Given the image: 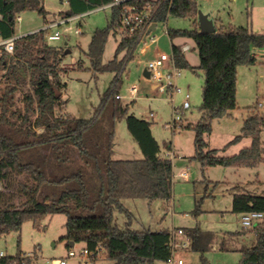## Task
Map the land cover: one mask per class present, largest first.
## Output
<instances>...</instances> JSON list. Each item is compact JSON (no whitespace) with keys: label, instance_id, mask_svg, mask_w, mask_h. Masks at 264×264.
<instances>
[{"label":"trees","instance_id":"16d2710c","mask_svg":"<svg viewBox=\"0 0 264 264\" xmlns=\"http://www.w3.org/2000/svg\"><path fill=\"white\" fill-rule=\"evenodd\" d=\"M69 13L74 16L116 0H65ZM43 12L39 1L0 0V33L3 37L15 35L19 13L34 5ZM136 5L139 10H149L155 23L168 22L170 16L192 20V29H168L171 41L181 37L192 40L200 56L199 68L204 71L203 100L199 107L201 117L181 128L195 131V158L205 171L211 166H243L264 161L261 132L264 117L252 112L245 122L242 135L251 138V145L231 156L220 155V149H210L205 139L213 130V121L231 116L238 108V68L258 62L253 48H264V33L250 27L217 28L215 33H204L199 23L196 0H123L112 6V18L106 28L98 29L92 36L88 55L94 73H115L93 118L89 120L66 117L56 113L61 105L66 83L59 80L55 66L61 61L59 50L47 43L49 29L27 34L17 39V47L26 52L33 47L54 53L55 65L39 62L54 78L46 87V94L35 107L27 101L26 111L37 109V132L27 118H0V236L20 231L26 221L38 226L55 214L67 215L66 234L62 240L68 247L83 243L94 252L104 249L116 264H164L172 254L173 233L168 230H136L130 225L122 230L113 223V212L118 209L128 215L123 200L147 198L171 200L173 190V162L160 156V145L153 136L151 122L129 114L132 103L116 99V85L131 60L136 58L140 41L138 36L121 38L114 59L103 63L106 45L112 31L119 32L120 18L126 6ZM34 8V7H31ZM184 45V44H183ZM181 44L172 43V53L179 69L190 63L182 52ZM55 48V47H54ZM8 54L0 56V68L8 63ZM42 59V58H41ZM42 82L48 77L40 73ZM16 87L7 88L3 98L12 103ZM126 118L127 126L142 153V159H114L113 139L116 122ZM234 213H264V193L246 191L234 195ZM85 211H89L86 214ZM199 208L195 210V214ZM195 249L201 248V231L198 227L183 228ZM256 243L243 248L239 264H264V217L253 228ZM72 242L74 245L72 246ZM0 264H37L34 257L19 252L15 256L0 257Z\"/></svg>","mask_w":264,"mask_h":264},{"label":"rangeland","instance_id":"374dc122","mask_svg":"<svg viewBox=\"0 0 264 264\" xmlns=\"http://www.w3.org/2000/svg\"><path fill=\"white\" fill-rule=\"evenodd\" d=\"M196 1L199 13L209 18L216 17L218 28L245 26L255 32L264 33V0ZM41 2L42 13L31 8L36 7L35 3L19 13L15 24L16 36L40 31L50 23L67 18V1ZM112 12L109 5L94 8L49 29L47 34L56 31L61 33L59 40H47V43L52 47L50 49L59 50L57 56L61 61L55 68L59 73V80L67 84L56 113L89 120L99 108L115 73L92 72L88 51L93 34L109 25ZM193 27L192 20L188 18L170 16L168 22H159L141 45L146 47V51L141 52L139 49L136 58L130 61L117 84L115 93L122 96L120 100L124 104L132 103L129 114L151 122L153 136L160 145V156L172 160L173 190L171 200L124 199L123 203L130 215L116 209L113 212V223L122 230L130 225L136 230H168L172 233L178 228L198 227L201 231L198 242L201 248L195 249L190 244L186 248L178 249L177 255L184 259L185 264H239L243 258L242 249L255 244L257 236L253 232L254 227L243 224L244 214L233 212V199L240 191L264 193V161L239 167L211 166L203 171L200 161L195 158V131L181 126L173 127L174 108L182 105L186 94L190 95L191 108L183 112L180 125L196 122L201 117L199 107L203 100L204 71L199 68V51L192 40L178 37L171 41L167 34L168 29ZM78 29L80 32H77ZM120 39L119 32H111L103 63L114 59ZM172 43L191 46L185 52L190 67L181 69V75L174 80L182 92L177 93L174 98L167 92L160 91L152 79L144 76L145 67L142 62L156 58L163 52L172 55ZM253 52L257 55L258 62L238 68V108L231 112V116L214 119L212 132L205 135L208 147L220 149L219 154L223 156L234 155L251 145V138L245 136L233 141L242 135L245 122L252 112H259L264 117V48L254 47ZM54 56L48 49L33 47L24 52L20 46L14 55L9 56L7 65L0 68V118H27L37 132L44 130V127L37 125V109L27 112L26 103L32 101L36 107L45 96L47 85L54 81L47 68L38 66L43 61L54 67ZM170 70L172 66L167 65L165 71ZM41 72L48 77V81L42 82ZM12 86L16 87V91L13 102L9 103L3 95ZM134 86L136 91H133ZM152 111L154 117L150 116ZM261 139L264 149V126ZM112 157L123 160L143 158L125 117L115 125ZM184 171L186 175H183ZM197 208L199 212L195 214ZM67 219L65 214H55L45 217L38 226L32 221H26L20 231L0 236V252L7 256L22 252L34 257L37 264H48L47 261L53 258H67L68 264H116L115 260L107 257L102 248L93 257L94 252L82 254L85 250L83 243L68 247V241L62 240L67 232ZM181 238L179 236L178 240L181 241ZM70 250L77 255L69 257Z\"/></svg>","mask_w":264,"mask_h":264},{"label":"built area","instance_id":"2783aa9c","mask_svg":"<svg viewBox=\"0 0 264 264\" xmlns=\"http://www.w3.org/2000/svg\"><path fill=\"white\" fill-rule=\"evenodd\" d=\"M123 0H116L113 3L109 4L110 7L114 5H119L122 3ZM79 15L74 16H68L66 19H63L58 22L50 23L46 28L44 29H51L53 27L59 26L63 23H66L74 18H77ZM1 17V16H0ZM155 23L153 21V16L150 13L149 10H139V8L136 5H130L126 6L123 9V14L120 18V24L121 28L119 30L120 38H128L133 36H138L140 41V46L138 48V51L140 49L141 52L146 51V47H141L143 43L146 42L147 38L150 36V34L153 32L148 33L149 28L152 26V24ZM77 32H80V29L77 30ZM21 36H11V37H3L0 33V56L4 54H8V56L14 55L17 49L16 41ZM48 40H59L61 38V33L59 31H56L54 33L47 34ZM191 49V46L189 44H184L182 46V52H186ZM143 62V65L145 69L149 70L150 76L149 78L152 79L156 83V87L162 91L167 92L171 98H174V96L177 93H181L182 89L176 84L174 81L176 78H178L181 75V69H179L176 66L174 55H169L165 52L158 55L156 58L153 59H146ZM167 65L172 66V70L166 72L165 68ZM120 82V81H119ZM118 82V83H119ZM117 87V85H116ZM116 90V89H115ZM136 86L133 87V91H136ZM116 99H122V96L119 93H115ZM190 95L186 94L185 100L182 103L181 106L174 108L175 118L173 121V127L176 128L183 120V112L191 108V104L189 101ZM260 106H262V103H259ZM151 117H154L155 114L152 111L150 113ZM169 155V154H167ZM264 217V213L262 212H248L244 214L243 218V224L247 227H255L259 224V222ZM182 237L181 241L178 240V237ZM191 239L186 234L185 230L183 228H178L173 231V237H172V254L167 259V261L164 264H185V261L182 257L177 255L178 249L180 248H186L190 245ZM90 252L85 249L82 254H89ZM4 252H0V257L4 256ZM77 254L70 250L68 252L69 257H75ZM48 264H68L67 258H55L51 261L48 260Z\"/></svg>","mask_w":264,"mask_h":264},{"label":"water","instance_id":"95a60500","mask_svg":"<svg viewBox=\"0 0 264 264\" xmlns=\"http://www.w3.org/2000/svg\"><path fill=\"white\" fill-rule=\"evenodd\" d=\"M199 23H200L201 31L204 33H215L217 31L214 19L209 18L207 15H205L201 12L199 13ZM156 26H157V23H153L152 26L149 28L148 33L154 31L156 29ZM23 36H25V35H23ZM143 74L147 78H149V76H150V72L147 69L144 70ZM73 245H74V242H72V246Z\"/></svg>","mask_w":264,"mask_h":264},{"label":"crops","instance_id":"0c3cea01","mask_svg":"<svg viewBox=\"0 0 264 264\" xmlns=\"http://www.w3.org/2000/svg\"><path fill=\"white\" fill-rule=\"evenodd\" d=\"M40 3H41V5H42V7H43V4H42V2H41V0L39 1ZM33 9H36V8H33ZM38 10V9H37ZM69 14H70V12H68ZM213 19H214V22H215V26H216V28H218V26L216 25V21H217V19H216V17H212ZM33 33V32H32ZM29 34H31V33H29ZM132 106V105H131ZM168 154V153H167ZM183 175H186V171H184L183 172ZM53 259H55V258H53ZM48 262V261H47ZM40 264V263H39Z\"/></svg>","mask_w":264,"mask_h":264}]
</instances>
